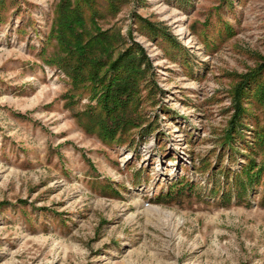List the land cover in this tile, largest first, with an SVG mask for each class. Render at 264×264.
Masks as SVG:
<instances>
[{
	"label": "rangeland",
	"instance_id": "1",
	"mask_svg": "<svg viewBox=\"0 0 264 264\" xmlns=\"http://www.w3.org/2000/svg\"><path fill=\"white\" fill-rule=\"evenodd\" d=\"M59 2L0 0V264H264V0H72L143 69L114 136Z\"/></svg>",
	"mask_w": 264,
	"mask_h": 264
},
{
	"label": "trees",
	"instance_id": "2",
	"mask_svg": "<svg viewBox=\"0 0 264 264\" xmlns=\"http://www.w3.org/2000/svg\"><path fill=\"white\" fill-rule=\"evenodd\" d=\"M73 4L72 0H61L56 7L55 25L58 27V36L67 43V47L74 54L58 55L57 61L62 67L70 68L78 78L90 75L94 78L90 79L94 80L92 86L102 79V83L99 82L96 87L100 89L96 95L98 106L100 105L102 112H107L112 120L106 127L110 135L114 136L117 132H124L132 124L129 122L131 118L129 103L134 95L139 98L135 92L143 69L136 62L138 55H132L131 50L121 52V55H116L112 59L114 37L108 35L107 31H95L84 39L81 29L84 23L82 13L78 5ZM63 33L70 35L71 39L66 38ZM239 110L237 108V114ZM256 168L263 169L264 180V158ZM254 174L257 175V171H254Z\"/></svg>",
	"mask_w": 264,
	"mask_h": 264
}]
</instances>
